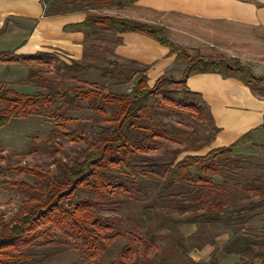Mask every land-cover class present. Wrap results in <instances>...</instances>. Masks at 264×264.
<instances>
[{
    "label": "trees",
    "instance_id": "1",
    "mask_svg": "<svg viewBox=\"0 0 264 264\" xmlns=\"http://www.w3.org/2000/svg\"><path fill=\"white\" fill-rule=\"evenodd\" d=\"M137 1L42 0V3L44 15L51 17L104 8L123 9ZM70 30L82 32L89 41L99 40L103 32L145 34L168 48L176 61L185 65V70L180 79L162 76L151 88L146 68H138L135 62L110 61L105 67L72 62L58 67V72L62 68L65 70L59 75H69L71 80L77 81L79 74L99 71L106 83L121 87L134 84L124 93L104 92L94 86H64L57 80L30 71L28 81L39 89L35 93L23 94L0 86V129L13 118L41 116L60 122L54 134L57 132L71 142L87 141L77 131L67 128V124L78 122L72 116L84 106L107 124L99 132L100 138L90 144V151L82 161L72 160L68 164L54 160L58 175L42 174L36 167L21 169L20 173L33 175L39 183H5L9 188L25 192L28 198L9 222L0 215V264L35 262L48 254L47 251L56 252L57 246L61 245L66 251H80L92 264H130L131 260L148 258L153 250H159L160 241L167 243L163 255L157 262L145 259L143 264H174L173 258L178 255L190 264H197L188 257L192 248L186 244L195 238L198 245L193 249L200 250L205 245H215L219 234L202 244L205 239L200 232L188 239L179 233L177 226L216 227L219 224L234 235H247L253 219L264 213V182L245 174L246 170L244 174L241 172L242 163L237 159L236 151L254 144V130L232 145L211 150L206 155H187L181 160L177 156L181 152H200L219 133L203 97L187 87L191 76L218 74L223 79H235L260 97H264V78L255 75L238 59L191 57L187 49L175 46L167 38L163 27L88 15L85 22ZM55 60L54 56L43 53L22 58L15 57L12 52L0 53V62L10 64L47 66ZM182 111L199 122L208 120L212 130L209 137L202 139L198 130L188 132L165 120ZM166 140L182 146V151H175V156L168 161L149 157ZM236 174L239 177H234ZM147 191L153 192L150 195L153 201L143 206L141 217L132 220L131 227L124 229L125 221L120 217L107 218L101 214L107 208L122 209L131 200L148 198ZM237 191L245 196L240 200L250 196L261 200L228 207L226 200ZM173 211L187 217L171 220ZM159 217L163 218V223L155 224L154 219ZM143 226L146 229L142 230ZM161 228L165 231L158 233ZM120 238H124L125 243L119 253L113 255L110 249ZM239 254L246 260L237 264H264V244H248ZM54 256L53 253L44 258ZM139 262L133 264H141V259ZM206 264L220 262L214 256Z\"/></svg>",
    "mask_w": 264,
    "mask_h": 264
},
{
    "label": "crops",
    "instance_id": "2",
    "mask_svg": "<svg viewBox=\"0 0 264 264\" xmlns=\"http://www.w3.org/2000/svg\"><path fill=\"white\" fill-rule=\"evenodd\" d=\"M44 8L42 0H0V53L12 52L17 58L49 54L67 65L135 62L138 68H146L150 87L162 76H183L185 65L145 34L103 32L99 40L89 41L82 32L70 30L85 22L88 15H103L163 27L175 46L213 51L216 53H209L208 57L228 56L252 66L258 75L264 72V0H139L123 9L51 17L44 15ZM187 87L203 97L219 129L207 151L202 152L204 148L191 155L203 156L230 146L253 130L254 143L263 145L260 132H264V97L241 82L218 74L193 75ZM254 222L256 219L251 224ZM192 227L187 236L197 232L196 226ZM226 233L216 239L215 247L208 245L191 252V260L206 264L217 256L220 264L241 263L239 252L248 246H244L247 237ZM236 242L240 243L237 248ZM230 257L233 260L227 261ZM236 257L238 260H234Z\"/></svg>",
    "mask_w": 264,
    "mask_h": 264
},
{
    "label": "rangeland",
    "instance_id": "3",
    "mask_svg": "<svg viewBox=\"0 0 264 264\" xmlns=\"http://www.w3.org/2000/svg\"><path fill=\"white\" fill-rule=\"evenodd\" d=\"M188 53L191 57L195 58L208 57L209 53L215 54L216 52L188 50ZM219 56L224 55L219 54L215 57L213 56L210 58H216ZM224 57L231 58L228 56ZM63 64L65 63L61 62L60 59H56L54 62L47 66H39L37 64L25 65L20 63L10 64L0 62V86L14 89L23 94L35 93L39 89L33 82L28 81L30 71L38 72L44 78L57 80L64 86L77 85L84 88L94 86L104 92L124 93L126 91H129L134 84L132 83L128 87H121L113 83H106L102 80L99 71L79 74L76 79L77 81H73L69 78V75H59L60 72L61 74L65 73V70L63 68L60 69V72H58L57 69L58 67H62ZM242 64L248 68H251L252 70V66L244 62ZM97 66L105 67L107 66V64L100 63L97 64ZM252 72L257 76L264 78V72H260L263 75H258L253 70ZM179 113L180 116L173 115L169 118H166L165 120L172 121L177 127L179 126L182 129H186V131L188 132L198 130L202 139L209 137V135L212 133L208 120L204 119L203 122H199L196 117L189 114L188 112L182 111V113ZM108 114L111 115V110L108 111ZM72 117L77 118L78 122L67 124V128L69 130L77 131L78 134H81L84 138L87 139V141L71 142L64 139L57 132L56 134H54L55 129H57V127H60V122L41 116L13 118L10 120V122H8L4 127L0 129V167L2 169L0 170V215H2L4 220H6L7 222L13 219V217L17 214L23 201L28 198V195L16 188H9L5 183L25 182L30 185L39 183V181L35 177H33V175L26 172L20 173L21 169H34L36 167V170L41 172L42 174L50 172L53 175H58L59 169L57 165L54 164V160H61L62 162L68 164H71L72 160L82 161L86 153L90 151V144L96 142L100 138L99 132L107 126L102 118L97 116L89 108H86V106H84V108L79 113L73 115ZM260 135L264 136V132H260ZM182 148L183 147L179 144L173 143L171 141H162V145L159 147V149L155 152L150 153L149 157L168 161L175 156L173 154L175 151H182ZM205 151H207V148L202 152ZM191 154L193 153L181 152L177 156V158L181 160L185 156ZM236 154L237 159H239L242 163L241 172L244 174V171L246 170L245 174L248 173L254 178H259L264 182V141L263 145H257L254 143L253 145L243 146L236 151ZM260 174L262 175V178L259 177ZM234 177L239 176L238 174H236ZM244 180L246 181V177H244ZM150 195L152 196L153 192L147 191L148 198H145L147 200L143 199V197H141L140 200H128L129 202H127L122 209L107 208L105 210H102L101 214L107 218L120 217L125 221L123 224L124 229L127 227H131L132 220L141 217L143 206L145 204H150V202L153 201V198ZM229 196L230 200H226V204L228 207H231V205L242 206L250 202H258L261 200L260 198L254 196H250L248 197V199L240 200L239 198L242 199L245 198V196L242 194V192L238 191L235 192L234 195ZM157 209L158 208H155V211ZM170 217H173V219L171 220L178 221L187 216L181 217L180 215H178V213L173 211L172 213H170ZM159 218L160 219H154L155 224L163 223V218ZM254 219H256V222L250 224L248 228L249 232H247V235L244 234L247 237L246 241L248 242L244 246L248 245L250 242L257 243L259 245L264 244V213L258 215ZM192 226H196V231L200 232L203 235L202 237L205 240L202 244H206L210 240V237L214 234H219L218 237H221V235L227 234L226 232H229L225 230V228H222L219 224L216 227H212L209 225L199 226L197 224L180 225L179 227L177 226V229L179 230V233L181 235L189 239L192 238L195 234L193 233L191 236H187L190 232L188 229H192ZM144 229H146V227L143 226L142 230ZM164 231V228L157 230L158 233H163ZM124 243V238H120L114 242L113 246L110 249L114 253L113 255L119 253V250ZM239 244L240 243L236 242L235 247ZM195 245H198L197 239L195 238H192L191 243L186 244L187 247L192 248L191 252L196 250L193 249V246ZM216 245L217 243L213 245V247H215ZM61 246H57L56 252H54L53 250L47 251L48 254L54 253L55 256L53 258L45 259L44 257L48 256V254H46L44 257L41 256V258H37L35 262H29L26 264H92L88 258L82 256L80 251H66L64 246ZM159 246L161 248L159 250H153L149 254L148 258H140L141 264L144 263L145 259H147V261H152L153 259H155V262H157V260H159V257L163 255V251H165L167 243L165 241H160ZM238 258L239 261L246 260V258L242 255H240ZM238 258L236 257L234 260H238ZM139 260H131L130 264H133L137 261L139 262ZM230 260H233V258L231 259L230 257L227 261ZM173 262L174 264H190L181 255L175 256L173 258Z\"/></svg>",
    "mask_w": 264,
    "mask_h": 264
}]
</instances>
